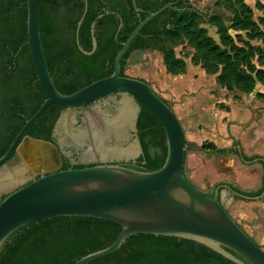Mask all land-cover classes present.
Here are the masks:
<instances>
[{"label":"water","instance_id":"1","mask_svg":"<svg viewBox=\"0 0 264 264\" xmlns=\"http://www.w3.org/2000/svg\"><path fill=\"white\" fill-rule=\"evenodd\" d=\"M83 1L84 16L86 0ZM131 5L136 14L142 13L135 0H131ZM174 5L167 3L155 12H147L146 17L138 21L121 43L110 76L63 95L54 86L46 65L37 0H25L26 46L45 98L0 157V167L28 138L27 132L43 113L55 105L64 110L54 122L52 136L61 135L58 140L60 150L70 146L79 152L78 164L83 168L57 170L40 176H35L30 170L27 176L22 171L14 177L0 176V191L9 190L3 199L0 197V248L13 232L29 223L53 217L90 218L113 223L120 231L111 245L80 258L74 264H90L107 257L117 251L128 237L135 235L184 239L211 250L233 264H264V250L244 232L219 200L222 190L242 199H262L264 189L256 198L245 197L229 185L216 186L211 197L198 190L184 172L185 136L170 105L157 96L146 82L120 76V62L135 37L146 24ZM83 16L77 24V45ZM205 25L216 30L208 23ZM93 28L94 24L90 32L91 51L83 52L78 45L86 55L96 49ZM120 28L121 24L117 32ZM200 28L204 29L201 25ZM206 36L218 46V38L209 34ZM114 95L120 99L115 111L110 114L104 103L106 98L112 99ZM139 105L157 118L164 133L165 158L162 166L152 172L119 164L122 161L134 162L142 154L135 135ZM76 111L83 114L80 117L82 123L77 127ZM127 128L133 134L132 140L127 137ZM236 151L238 158L245 162L237 146Z\"/></svg>","mask_w":264,"mask_h":264},{"label":"trees","instance_id":"2","mask_svg":"<svg viewBox=\"0 0 264 264\" xmlns=\"http://www.w3.org/2000/svg\"><path fill=\"white\" fill-rule=\"evenodd\" d=\"M135 3L142 10L141 14L134 12L131 0H86V12L83 16V0H37L38 24L46 65L54 86L61 94H72L94 81L110 76L113 60L121 43L127 39L138 21L144 19L147 12H155L167 3L175 5L146 24L130 44L120 62V76H126L124 70L131 53L150 49L163 54L168 71L183 70V63L174 59L169 43L177 38L187 39L216 63L227 60L228 54L215 45L206 36V31L200 28L203 17L194 11L191 3L185 0H135ZM240 7L244 17L238 19L237 23L240 28L249 30V27L254 26L246 15L249 9L243 4ZM82 16L78 45L83 52H90L92 49L90 32L94 24L96 49L90 55L80 51L76 43L77 24ZM99 16L101 17L98 18ZM207 23L214 26L219 34L220 23L213 16H207ZM119 24L121 28L117 32ZM26 39L25 0H0V89L5 116L3 134L0 136V157L25 121L44 100ZM227 40L228 37H220L222 47H225ZM74 70L79 73V82L74 83L72 89L61 86L58 75ZM248 74L249 76L234 74L229 77L223 73L220 83L225 84L228 89L235 87L250 93L255 81L264 83V69H250ZM34 84L39 92L35 94L31 106L24 107L21 96L24 95L25 86ZM256 96L264 101V94ZM59 108L51 105L30 128L27 136L50 141L49 134ZM46 113L52 116L51 122L49 126L43 127L41 120ZM37 126L41 128V134L36 132ZM137 130L142 154L136 169L155 171L162 166L165 158L164 133L157 118L141 105ZM150 148L155 152H150ZM218 152L222 154L225 150ZM13 157L14 155L11 159ZM3 198L4 196L1 197ZM119 231L120 228L113 223L90 218L53 217L38 220L19 228L6 239L0 248V264H74L80 258L111 245ZM90 264L233 263L188 240L135 235L128 237L113 254Z\"/></svg>","mask_w":264,"mask_h":264},{"label":"rangeland","instance_id":"3","mask_svg":"<svg viewBox=\"0 0 264 264\" xmlns=\"http://www.w3.org/2000/svg\"><path fill=\"white\" fill-rule=\"evenodd\" d=\"M185 1L204 16L201 27L206 34L218 38V47L228 54L227 60L216 63L187 39L177 38L169 43L174 59L183 63V70L168 71L163 54L150 49L131 53L124 74L149 84L179 115L187 142L184 172L198 190L212 196L216 186L229 185L255 192L262 182V166L242 162L232 150L237 146L248 160H264V101L256 96L264 94V83L255 81L253 90L248 93L235 87L226 88L220 83V77L223 73L229 77L249 76L250 69H264V0ZM241 4L249 9L246 15L254 24L249 30L240 28L237 23L244 17L240 12ZM209 15L220 23V37L229 38L225 47L220 43L217 29L214 31L205 25ZM183 112H187L185 117L180 115ZM218 150L225 152L220 154ZM28 170L35 176L59 170L55 147L25 138L13 159L0 167V176L14 177L19 171L27 176ZM8 191H0V197ZM219 200L244 232L264 250V197L236 199L222 190Z\"/></svg>","mask_w":264,"mask_h":264},{"label":"flooded vegetation","instance_id":"4","mask_svg":"<svg viewBox=\"0 0 264 264\" xmlns=\"http://www.w3.org/2000/svg\"><path fill=\"white\" fill-rule=\"evenodd\" d=\"M191 7L194 9V11L196 10L195 6H193L192 4H191ZM200 15L204 18V16L202 14H200ZM58 76H60V78L57 77L58 78V83L61 86L67 87L69 89H72V85L74 83L79 82L78 78L80 77L78 71H75V70H74V72L64 71V74H59ZM25 87H26V89L24 91V95L21 96V102H22V106L28 108L29 106H31V103H33V100L35 98V94L37 92H39V90H38V88L36 87L35 84L31 85V86L27 85ZM41 92H42V90H41ZM111 98L112 99L106 98L105 99L106 102L104 103V108H106L110 112V114H112L115 111L116 103L119 101L120 97L117 96V95L116 96L114 95ZM139 108H140V105H139ZM63 110L64 109L61 108V107L56 110V113H58L56 118L58 117L59 113L61 111H63ZM139 112H140V109H139ZM139 112H138V115H139ZM82 116H83V114L78 113V111H76V114H75V120L77 122L76 127L81 125L82 122L80 120V117H82ZM51 117L52 116L49 115V113L44 114V117L41 120V123H42L43 127L50 125ZM4 120H5V116H4L3 98H2V95H1V89H0V136H1V134H3ZM137 122H138V116H137V121H136V124H135V128H136V134L135 135L138 138L139 134H138V130H137ZM53 125H54V123H53ZM37 128H38V126H37ZM37 128H36V132L38 134H41V132L39 130L41 128H38V129ZM52 129H53V126H52ZM52 129H51L50 134H49L50 141H45V140H42V139H34L33 137H30V136H27V137L29 139L36 140L38 142H42L44 144H49L50 146L55 147V149L57 150V153H58L59 170L62 169V168L68 169V168H74V167H77V166H81V165L78 164L79 152L76 151V150H73L70 146H68V147L65 146L63 150H60L59 147H58V140L61 139V135L52 136ZM126 134H127V137L130 138V140L133 139L132 138L133 134L128 128H127V133ZM232 151L237 156L236 149L232 150ZM150 152L153 153V152H155V150L150 148ZM241 154H242V152H241ZM14 156H15V154H14ZM140 157H141V155L134 162H132V161L124 162V161H122L119 164L123 165L125 167H128V168L136 169L139 166L138 163H139V158ZM242 157H243L245 162H249L252 165L253 164H260L262 166L263 174H262L261 185L255 192H246V191H243V190H241V189H239L238 187H235V186H230V187H232L233 190H235L236 192L241 193L245 197H248V198L259 197L262 194L263 189H264V163L262 162L261 158H255V159H252V160H248L243 154H242ZM248 194H254V195L253 196H248ZM1 197H3V195ZM236 198H239V197H236ZM240 199H242V198H240ZM243 200H247V199H243Z\"/></svg>","mask_w":264,"mask_h":264},{"label":"crops","instance_id":"5","mask_svg":"<svg viewBox=\"0 0 264 264\" xmlns=\"http://www.w3.org/2000/svg\"><path fill=\"white\" fill-rule=\"evenodd\" d=\"M172 111L175 114L176 118L180 121L179 115L176 113V111L174 109H172ZM186 113L187 112L180 113L181 117H185L187 115Z\"/></svg>","mask_w":264,"mask_h":264}]
</instances>
